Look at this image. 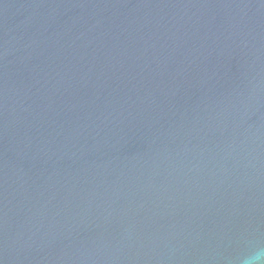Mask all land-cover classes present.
Returning a JSON list of instances; mask_svg holds the SVG:
<instances>
[{
    "label": "water",
    "instance_id": "95a60500",
    "mask_svg": "<svg viewBox=\"0 0 264 264\" xmlns=\"http://www.w3.org/2000/svg\"><path fill=\"white\" fill-rule=\"evenodd\" d=\"M262 249L264 0H0V264Z\"/></svg>",
    "mask_w": 264,
    "mask_h": 264
},
{
    "label": "clouds",
    "instance_id": "9594fccd",
    "mask_svg": "<svg viewBox=\"0 0 264 264\" xmlns=\"http://www.w3.org/2000/svg\"><path fill=\"white\" fill-rule=\"evenodd\" d=\"M261 257H264V249L258 253L257 257L246 260L244 264H257V262L261 261Z\"/></svg>",
    "mask_w": 264,
    "mask_h": 264
}]
</instances>
